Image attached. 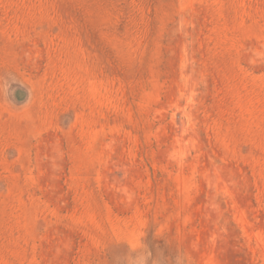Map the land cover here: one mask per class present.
<instances>
[{
  "label": "rangeland",
  "instance_id": "rangeland-1",
  "mask_svg": "<svg viewBox=\"0 0 264 264\" xmlns=\"http://www.w3.org/2000/svg\"><path fill=\"white\" fill-rule=\"evenodd\" d=\"M264 264V0H0V264Z\"/></svg>",
  "mask_w": 264,
  "mask_h": 264
},
{
  "label": "clouds",
  "instance_id": "clouds-1",
  "mask_svg": "<svg viewBox=\"0 0 264 264\" xmlns=\"http://www.w3.org/2000/svg\"><path fill=\"white\" fill-rule=\"evenodd\" d=\"M147 254L140 251L130 260V264H146ZM177 264H182V260H178Z\"/></svg>",
  "mask_w": 264,
  "mask_h": 264
}]
</instances>
